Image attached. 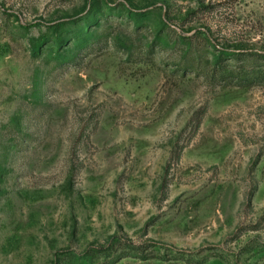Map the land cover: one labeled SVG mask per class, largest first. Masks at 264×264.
<instances>
[{"label": "rangeland", "instance_id": "obj_1", "mask_svg": "<svg viewBox=\"0 0 264 264\" xmlns=\"http://www.w3.org/2000/svg\"><path fill=\"white\" fill-rule=\"evenodd\" d=\"M0 264H264V0H0Z\"/></svg>", "mask_w": 264, "mask_h": 264}]
</instances>
